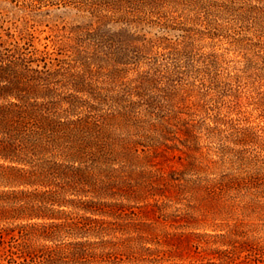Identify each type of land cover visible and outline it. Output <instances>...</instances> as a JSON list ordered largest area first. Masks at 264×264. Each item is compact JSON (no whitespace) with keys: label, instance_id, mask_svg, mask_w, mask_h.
<instances>
[{"label":"rangeland","instance_id":"rangeland-1","mask_svg":"<svg viewBox=\"0 0 264 264\" xmlns=\"http://www.w3.org/2000/svg\"><path fill=\"white\" fill-rule=\"evenodd\" d=\"M110 1L0 0V42L85 75L86 91L58 74L31 101L100 123L130 111L105 131L139 142L110 163L134 185L102 199L125 205L121 216L80 209L90 196L73 194L44 208L55 223L118 224L103 235L67 225L46 237L52 220L19 208L41 205L42 187L0 166V264H264V0ZM77 243H91L85 255Z\"/></svg>","mask_w":264,"mask_h":264},{"label":"trees","instance_id":"trees-1","mask_svg":"<svg viewBox=\"0 0 264 264\" xmlns=\"http://www.w3.org/2000/svg\"><path fill=\"white\" fill-rule=\"evenodd\" d=\"M133 1L110 2L128 4ZM22 49L28 47L16 45L13 49L0 42V166L16 172L18 176L15 180L20 184L42 187L41 190L35 188L32 193L41 205L22 204L19 208L29 211L31 217L52 220L41 225V233L46 237L67 225L85 233L106 234L108 229H115L118 224L90 216H80L77 221L68 224L55 223L60 217L54 212L44 211V208L49 209L47 204H72L74 200L67 199L66 195L73 194L90 196L79 201L80 204H74L80 209L121 216L125 205L102 199L123 196L134 185L120 180L110 163H114L112 161L118 154L128 157L137 152L139 142L112 137L105 131L104 124L114 119L129 123L133 116L130 111L119 110L103 117V124L96 116L95 119L92 115L74 119L53 111L47 103L31 101L32 98L50 96L52 89L46 85L57 82L52 80L54 75L64 76L63 85H71L78 92L86 91L87 84L84 73L61 72L60 69L50 72L46 56L37 59L21 57L24 53ZM35 60L44 61V70L31 68L30 63ZM85 66L88 64L85 63ZM75 101L70 104H75ZM51 104L56 105V102ZM124 185L129 189H125ZM22 228L26 226L22 225ZM77 244L80 245L75 247L76 251L85 255L86 246L91 243ZM53 251L50 250V253L53 254Z\"/></svg>","mask_w":264,"mask_h":264}]
</instances>
